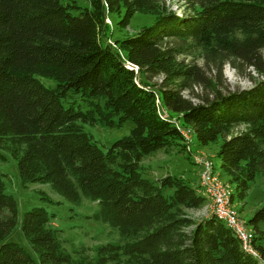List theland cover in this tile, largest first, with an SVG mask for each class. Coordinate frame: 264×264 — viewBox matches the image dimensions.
Returning <instances> with one entry per match:
<instances>
[{
  "label": "trees",
  "instance_id": "16d2710c",
  "mask_svg": "<svg viewBox=\"0 0 264 264\" xmlns=\"http://www.w3.org/2000/svg\"><path fill=\"white\" fill-rule=\"evenodd\" d=\"M86 1L90 7L0 0V161L1 150L11 155L24 189L49 184L74 206L95 202L88 218L108 224L118 242L67 249L51 225L56 214L34 206L23 213L20 231L36 257L8 241L0 245V264H264V203L247 221L260 260L216 215L197 221L187 214L207 204L197 180L171 173L152 180L142 165L156 151L187 150L182 126L200 146L221 137L219 167L233 187L231 201L244 203L264 175V0H184L189 11L182 13L162 0ZM136 12L154 21L114 45L102 41L107 15L116 14L124 29ZM195 55L203 65L187 59ZM226 63L237 70L244 63L262 77L222 91ZM210 66L215 81L206 74ZM197 85L210 94H195ZM127 121L129 134L106 150L85 131ZM5 176L0 172V241L18 222Z\"/></svg>",
  "mask_w": 264,
  "mask_h": 264
},
{
  "label": "rangeland",
  "instance_id": "374dc122",
  "mask_svg": "<svg viewBox=\"0 0 264 264\" xmlns=\"http://www.w3.org/2000/svg\"><path fill=\"white\" fill-rule=\"evenodd\" d=\"M62 3L70 2L71 0H60ZM78 5L81 7H90V3L86 0H76ZM164 4L175 11L176 13L188 12L187 3L184 0H162ZM76 13L77 10H74ZM118 20L116 14L107 15L105 21L108 24V29L102 35V41H107L114 45V40L118 37L134 33L143 26L150 25L154 21V15L149 13L136 12L129 25L120 29L116 26L115 22ZM264 57V51L262 52ZM194 58L195 61L203 65V60L195 55L187 57L188 60ZM206 74L212 81H215V70L213 68L206 67ZM262 76L255 71L252 67L246 64L237 70L228 63L222 67L220 76L221 83L217 85L218 89L226 91L228 89L236 88H248L255 80ZM41 82L47 87H54L55 81L50 78L40 77ZM153 82H159L158 79H153ZM195 94L198 95H209L210 90L204 89L202 86L194 87ZM183 94L186 97H190L188 91H184ZM194 102H197V98H192ZM159 103V102H158ZM162 109V108H161ZM165 111L162 109V112ZM166 112V111H165ZM174 118L180 123L179 115L175 114ZM133 123L131 121L125 122L122 126H104L102 124L97 125H85V131L92 135L93 139L97 144L106 150L115 140L129 134ZM183 127V131L188 136L186 140L187 150L180 151L179 146H176L169 151L159 150L156 151L142 160L144 166V172L146 176L152 180H155L166 173L182 175L191 182L195 183V176L198 175L196 159L207 158L214 164V170L220 174V178L224 182H228V177L222 172L219 167V160L216 157V152L222 142L220 137L216 142L210 143L206 146L198 145L195 136L191 134V131L187 127ZM243 128L242 125L236 127L234 132L239 131ZM5 155L6 159L0 161V172L6 174L3 178L6 185V192L11 194L17 201V215L18 222L13 230L0 241V245L4 242L14 241L23 246L34 258L36 257L29 245L25 241L21 231L20 222L22 215L25 211L29 210L34 206H44L48 211L56 214V218L51 221V225L61 230V237L63 238L64 245L67 249H70L72 245L83 244L85 246L94 248L100 244L107 242L117 243V236L112 233V228L99 220L88 218L97 210V204L91 201H84L83 204L78 207L74 206L62 199L57 193L53 192L49 184L31 183L27 189H24L21 185L18 169L15 160L7 151L1 150ZM230 184V183H229ZM232 190L233 187L230 185ZM39 191H44L55 200L61 201L60 204H50L41 199ZM264 203V175L256 177L255 181L251 184L248 195L243 202H234L235 209L239 212L241 218L247 223L255 209L260 207ZM187 214L195 219L201 220L208 217L211 214L210 207L198 208V209H187ZM252 228L251 225L247 224ZM259 229L262 231V239L260 243L264 246V222L259 224ZM114 232V231H113ZM256 255L260 258V254L256 252ZM261 260V259H260ZM264 263V259H262Z\"/></svg>",
  "mask_w": 264,
  "mask_h": 264
},
{
  "label": "built area",
  "instance_id": "2783aa9c",
  "mask_svg": "<svg viewBox=\"0 0 264 264\" xmlns=\"http://www.w3.org/2000/svg\"><path fill=\"white\" fill-rule=\"evenodd\" d=\"M183 133L187 140L188 136L184 131ZM196 164H198L196 186L207 199L206 207H210L211 213L235 232L245 250L256 255L252 246L254 230L247 225L235 209L234 202L231 201L233 190L230 184L220 178V174L214 170L211 160L197 157Z\"/></svg>",
  "mask_w": 264,
  "mask_h": 264
},
{
  "label": "crops",
  "instance_id": "0c3cea01",
  "mask_svg": "<svg viewBox=\"0 0 264 264\" xmlns=\"http://www.w3.org/2000/svg\"><path fill=\"white\" fill-rule=\"evenodd\" d=\"M195 177H196L195 180H197V178H198L197 175Z\"/></svg>",
  "mask_w": 264,
  "mask_h": 264
}]
</instances>
